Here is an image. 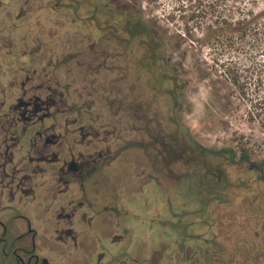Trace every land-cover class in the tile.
<instances>
[{
	"label": "rangeland",
	"instance_id": "rangeland-1",
	"mask_svg": "<svg viewBox=\"0 0 264 264\" xmlns=\"http://www.w3.org/2000/svg\"><path fill=\"white\" fill-rule=\"evenodd\" d=\"M72 1H43L44 29L57 31L55 37L50 35L44 39L51 46H59L58 51L65 60L60 68L62 82L74 83L77 92H84L89 102L97 101V108L104 106L108 111L109 129H117L118 136L128 137V141L117 140L115 136L110 139L112 148L120 150L117 161H140L141 167L151 161L157 164L147 170L155 174L156 179L144 186V181L151 178L143 176L142 168L136 171V189L140 187L139 196L143 195L138 202L142 212L131 211L139 214L142 222L137 225L131 219L126 224L141 227V231L150 228L151 243L164 260L179 253H182L179 257L186 260L187 254L195 253L196 258L210 261L209 264H217V261L223 264L224 260L226 264H261L264 258V200L254 204L249 198L253 194L245 191L233 205L231 201L222 203L211 198L212 193L204 188L207 167H202L201 171L197 166L191 169L192 165L185 162L190 161L188 155L174 145V139L170 140L177 130L168 109L171 100L165 89L170 86L167 82L160 83L155 71L142 63L145 51L140 41L125 31L118 37H107L100 31L104 28H98L96 21L91 23L89 16L79 18L75 15ZM92 1L104 5L105 14L113 18L107 19L109 30L121 21L118 14L124 21L125 11L130 14L142 11L145 21L165 44L161 52L162 69L168 73L174 71L187 81L181 91L178 119L196 141L210 149L233 147L240 151L242 147L254 161L264 159L263 114L260 106L258 110L252 108L249 100L251 95L261 96L262 91L252 85L249 95H242L226 70L227 66L232 70L234 67L247 69L255 61L264 63V0ZM37 2L0 0V27L12 29L14 21L21 23L23 20L36 27ZM25 4L29 9L27 16L15 20ZM32 7L34 10H30ZM80 13L86 14L84 10ZM248 18L255 24L241 41L242 28L248 25L241 23ZM255 31L259 34L257 40L253 36ZM95 41L104 43L100 48L104 53L97 59L91 57L89 48ZM74 55H79L80 60L72 59ZM98 62L104 66L95 71L91 66ZM119 110L124 111L118 113ZM135 112L142 116L136 127L132 122ZM144 117L151 125L155 124L152 131L157 135H167L165 140L161 137L172 149L171 156L160 155L164 150L149 134ZM164 161H172L166 169ZM210 161L218 160L211 158ZM238 175L243 179L250 176L244 168ZM213 181L212 177L211 186ZM260 187H264V183H260ZM234 195L235 192L229 196ZM148 206L153 207V211L144 213ZM179 219L185 224L181 226L187 225L188 229L181 231L173 226Z\"/></svg>",
	"mask_w": 264,
	"mask_h": 264
},
{
	"label": "flooded vegetation",
	"instance_id": "flooded-vegetation-1",
	"mask_svg": "<svg viewBox=\"0 0 264 264\" xmlns=\"http://www.w3.org/2000/svg\"><path fill=\"white\" fill-rule=\"evenodd\" d=\"M43 1L37 2L36 27L23 20L29 11L26 4L15 19L21 23L14 21L12 29L0 27V264H209L195 253L187 254L186 260L179 257L182 253L164 260L151 243L150 228L141 231L127 225L131 219L137 225L142 222L131 211L142 212L136 171L142 168L143 176L151 178L143 186L149 184L157 176L147 170L156 161L142 167L140 161H117L120 150L112 148L110 139L128 137L109 129L104 106L97 108V101L89 102L74 83L62 82L65 60L59 46L44 39L55 37L57 31L44 29ZM72 3L75 15L89 16L107 37L124 33L119 14L121 21L109 30L113 18L105 14L104 5L92 0ZM103 45L90 43L92 58L103 55ZM103 66L98 62L91 67L99 71ZM141 117L133 113L134 127ZM145 117L149 134L164 150L160 155L171 156L168 142L152 131L155 124ZM171 162L164 161V169ZM189 165L195 169L194 163ZM152 211L148 206L143 212ZM180 221L173 226L188 229Z\"/></svg>",
	"mask_w": 264,
	"mask_h": 264
},
{
	"label": "trees",
	"instance_id": "trees-1",
	"mask_svg": "<svg viewBox=\"0 0 264 264\" xmlns=\"http://www.w3.org/2000/svg\"><path fill=\"white\" fill-rule=\"evenodd\" d=\"M126 18L124 19V31L131 37L137 38L143 46L144 59L143 64L149 70H154L157 79L160 83H168L169 88L166 87V93L171 100L169 110L171 118L177 130L174 134H171V139H174V145L180 147L184 154H187L190 158L189 163L199 164L200 167H207L205 170L204 188L208 192L212 193L211 198L218 199L220 201L230 202L232 205L238 200L242 191L250 192L253 195L249 198L252 203L257 204L261 199L264 200V187H260V183H264V159L262 161H254L252 155L248 153L244 148L240 147V151H237L233 147H224L218 149H210L193 137L190 130L185 127L179 121L180 98L181 91L186 86L187 81L177 75L174 71L171 73L164 71L162 68L161 52L164 47V42L161 37L155 32L144 19L142 11H136L135 14H130L125 11ZM245 25L241 33V41L245 40L246 34L251 28L253 23L251 18L248 21L242 22ZM253 34V33H252ZM258 33L253 34L254 38L258 39ZM256 63L249 66L247 69H240L239 67H226L230 79L234 86L238 88L242 95H249L252 85L255 89L261 90V96L256 97L251 95L249 97L250 106L262 112V126L264 127V63ZM162 66V67H161ZM162 84V87L165 86ZM167 85V86H168ZM261 97V99H259ZM259 102V103H258ZM173 147V146H172ZM172 150V149H171ZM211 158H216L218 161H210ZM188 161V160H187ZM244 168L250 174L248 178L243 179L238 175L239 171ZM234 169V172L232 171ZM213 177V185L211 186L210 179ZM235 192L236 195L230 197L231 193ZM255 196V200L253 197ZM229 199H228V198ZM228 200V201H227ZM206 204L209 201L205 200ZM233 201V203H232Z\"/></svg>",
	"mask_w": 264,
	"mask_h": 264
}]
</instances>
